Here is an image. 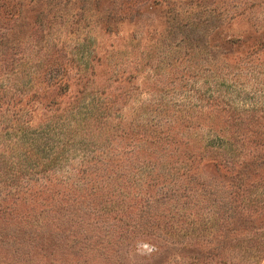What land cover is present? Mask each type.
<instances>
[{"label": "rangeland", "instance_id": "1", "mask_svg": "<svg viewBox=\"0 0 264 264\" xmlns=\"http://www.w3.org/2000/svg\"><path fill=\"white\" fill-rule=\"evenodd\" d=\"M0 264H264V0H0Z\"/></svg>", "mask_w": 264, "mask_h": 264}]
</instances>
